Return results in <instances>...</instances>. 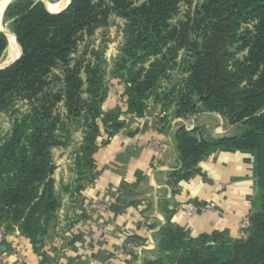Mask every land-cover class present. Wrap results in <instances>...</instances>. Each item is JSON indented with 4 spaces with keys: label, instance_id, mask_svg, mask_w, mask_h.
<instances>
[{
    "label": "trees",
    "instance_id": "1",
    "mask_svg": "<svg viewBox=\"0 0 264 264\" xmlns=\"http://www.w3.org/2000/svg\"><path fill=\"white\" fill-rule=\"evenodd\" d=\"M94 1L72 0L64 11L52 14L41 1L15 0L4 12L21 55L0 69V114L15 117L10 133L0 138V228L6 234L17 228L32 240L41 264L49 262L42 244L59 206L51 150L68 145L71 139L56 113L60 103L67 118L82 119L85 129L75 160L79 176L92 168L87 155L97 146L98 122L112 137L124 126L123 114L143 117L151 99L163 109L174 105L177 118L201 111L225 116L231 108L234 112L229 118L239 124L231 137L199 139L195 130L180 128L176 132L180 169L170 178L175 186L187 181L198 173V164L215 151L251 154L257 196L245 231L247 239L232 240L219 232L191 238L179 227L166 226L159 232L157 258L144 264H264V0H206L198 13V26L197 22L194 26L183 22L170 25L181 0H143L139 6L131 0H110V8L103 7L101 0ZM110 12L126 21L125 45L114 71L124 81V92L123 107L104 111L101 66L70 67V57L78 36L91 35L105 26ZM255 21L252 34H238L241 26ZM202 24L211 31L205 30L199 33L201 39L191 41L190 34L202 31ZM218 35L221 42L230 36L231 44L240 43V50L246 52L244 60L236 64L247 72L248 84L237 96L230 93L234 73L219 69L227 49L225 44L216 46ZM7 47V37L0 31V60ZM182 49L190 56L179 63ZM58 65L65 68L63 90L47 92L49 75ZM179 66L186 78L167 93L162 82ZM20 99L29 103L31 110L18 118L15 105ZM80 189L78 185L75 191Z\"/></svg>",
    "mask_w": 264,
    "mask_h": 264
},
{
    "label": "crops",
    "instance_id": "2",
    "mask_svg": "<svg viewBox=\"0 0 264 264\" xmlns=\"http://www.w3.org/2000/svg\"><path fill=\"white\" fill-rule=\"evenodd\" d=\"M123 90L114 95L121 103ZM172 111L149 100L143 117L121 116L124 126L114 136L101 126L87 155L90 171H54L59 206L43 239L47 264H144L158 255L166 226L191 238L213 232L244 237L239 225L257 196L252 155L215 151L198 164V173L173 185L170 175L180 169L176 132L221 126L220 132L227 124L215 113L180 119ZM0 264H41V257L17 228L8 234L0 228Z\"/></svg>",
    "mask_w": 264,
    "mask_h": 264
},
{
    "label": "rangeland",
    "instance_id": "3",
    "mask_svg": "<svg viewBox=\"0 0 264 264\" xmlns=\"http://www.w3.org/2000/svg\"><path fill=\"white\" fill-rule=\"evenodd\" d=\"M15 1V0H14ZM39 1V0H38ZM60 0H57L55 2H49L52 4H55L59 2ZM103 7L110 8L111 1L110 0H101ZM206 0H181L178 5V10L174 17H172L170 21V25L177 26L180 22L188 23L189 26H194L196 22L199 20V11L202 6V4ZM100 0H95L94 3H99ZM143 0H131V3L134 6H139ZM3 27L10 33L9 31V22L3 17ZM199 23L197 22V26ZM257 25V22H250L243 27L241 26L238 29V34L242 35L249 31L251 34L255 31V26ZM125 26L126 21L119 17L116 13L110 12L107 20V24L105 26H101L97 28L91 35H87L86 33H83L78 36V43L75 48V51L72 53L70 57V67L74 66L75 64H80L82 67L86 66L87 64H99L103 70L104 73V84L106 89V96L104 99L103 104V110L104 111H113L117 106L123 107V103H121L119 99V94H117L115 97V93L117 90L122 88L124 89V81L117 77L114 74L116 64L118 60L120 59V56L122 54L123 47L125 45ZM205 27V24L201 25V29ZM205 30L211 31L209 28H205L202 31H196L190 34L189 39L191 41H197V38H199V33H204ZM12 34V33H11ZM214 34V32H213ZM230 36L224 37L223 42H221L222 36H216L218 38L216 42V46H218L220 43L221 45L225 44V48L227 49L226 55L220 62V70L221 73H234V77L232 79V87L230 89V93L232 96H237L238 92L246 87L248 84L247 81V72L242 71L239 66H237V62H242L244 60V57L246 55V52H243L240 50V43L231 44L232 40L229 38ZM201 39V37L199 38ZM223 47V46H222ZM7 55L4 56L2 59L5 61ZM179 58L178 62L180 63L183 60H186L190 54L187 50L182 49L179 52ZM180 67V66H179ZM64 67L62 65H58L55 67L51 74L49 75V86L46 89L47 92L51 93H57L59 91L63 90V79H64ZM183 68L180 67V69L173 70L169 73V78L167 81L162 82V87L164 91L167 93L170 92L173 88L179 87L184 79L186 78V75L183 74L182 71ZM82 79H84V74H81ZM124 90L122 91V93ZM83 99H86V95L82 96ZM121 99V97H120ZM173 100V98H172ZM176 100V99H175ZM200 104V103H198ZM122 105V106H120ZM16 109L19 111L18 118L21 115L28 114L31 110V107L29 103L26 101L20 99L16 103ZM200 106V105H199ZM172 109L174 112L175 106L172 105L171 107L167 108V110ZM207 111H201L192 114L194 115H200ZM233 110L231 108H228L227 114L225 116H221L227 124L226 129H222V131H218V129L221 130V126H219L218 129H214L215 127L210 126L208 128L202 126L203 128L197 127L195 129L196 136L199 137V139L203 138L202 136H207L208 133L211 134L212 137L215 139L227 137L225 134H235V131L238 132V125L229 118L233 114ZM56 113L61 117L63 122L65 123V127L67 131L71 133V139L68 145L66 146H60V147H54L51 150L52 160L56 167V171H76L75 167V160L76 157L79 154V144L83 143V137H84V127L82 119L72 120L67 118L66 109L63 103H60L57 106ZM211 113V112H209ZM216 114V113H215ZM172 117H175L172 114ZM189 117V116H188ZM186 117V118H188ZM177 118V117H175ZM186 118H180V119H186ZM15 117L7 115V114H0V138L6 136L10 133L13 121ZM166 119V118H165ZM232 122V123H231ZM103 125L98 122V132ZM204 133V134H203ZM202 134V135H201ZM203 139H208V138ZM250 214L242 219L239 228L243 226L244 221L246 222L245 226L246 228L241 230L240 233L243 238H240V240H246V230L250 226L249 221ZM263 223L261 224L262 227H264V216L263 219H261ZM2 228V227H1ZM243 232V234H242ZM232 240H239V239H232ZM155 246L157 245L154 241ZM153 244V245H154ZM158 247V245L156 246ZM157 258L155 256L153 259ZM52 259V258H51ZM151 259V260H153ZM55 260V259H54ZM52 260V261H54Z\"/></svg>",
    "mask_w": 264,
    "mask_h": 264
},
{
    "label": "bare ground",
    "instance_id": "4",
    "mask_svg": "<svg viewBox=\"0 0 264 264\" xmlns=\"http://www.w3.org/2000/svg\"><path fill=\"white\" fill-rule=\"evenodd\" d=\"M14 0H0V28H2L5 32L11 35L4 27H3V11L5 7ZM46 2L47 7L50 11H59L60 9L67 6V4L70 2V0H60L59 2L52 4L49 2V0H43ZM6 58L4 62H9L16 58L19 55V47L13 37H9L8 41V47L6 51Z\"/></svg>",
    "mask_w": 264,
    "mask_h": 264
},
{
    "label": "water",
    "instance_id": "5",
    "mask_svg": "<svg viewBox=\"0 0 264 264\" xmlns=\"http://www.w3.org/2000/svg\"><path fill=\"white\" fill-rule=\"evenodd\" d=\"M39 1H41V2H43L44 3V5H45V7H46V9L50 12V13H52V14H57V13H60V12H62V11H64L68 6H69V4L71 3V1L72 0H70V2L67 4V6H65L64 8H62V9H60L59 11H50L49 9H48V7H47V4H46V2L45 1H43V0H39ZM13 2V1H12ZM11 3V2H10ZM9 3V4H10ZM8 4V5H9ZM7 5V6H8ZM7 6L5 7V9H4V11H3V16H4V12H5V10H6V8H7ZM3 20V19H2ZM0 31L2 32V33H4L5 35H6V37H7V40L9 41V37H13V39L15 40V42H16V37L13 35V34H8L7 32H5L2 28H0ZM17 43V42H16ZM18 45V44H17ZM19 47V46H18ZM20 55H21V51H20V48H19V55L16 57V58H14L13 60H11V61H9V62H4L2 59L0 60V69H4V68H7V67H9L10 65H12L13 63H15L19 58H20Z\"/></svg>",
    "mask_w": 264,
    "mask_h": 264
},
{
    "label": "built area",
    "instance_id": "6",
    "mask_svg": "<svg viewBox=\"0 0 264 264\" xmlns=\"http://www.w3.org/2000/svg\"><path fill=\"white\" fill-rule=\"evenodd\" d=\"M192 211H195V209H193V208H190L188 212H189V213H191ZM245 224H246V222L244 221V223H243V226H242V227H240V228H241V230H243V229H245V228H246Z\"/></svg>",
    "mask_w": 264,
    "mask_h": 264
}]
</instances>
